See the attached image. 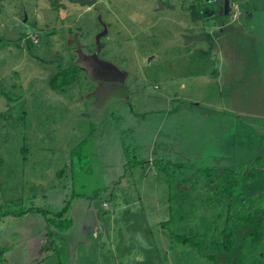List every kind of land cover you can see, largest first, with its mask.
I'll use <instances>...</instances> for the list:
<instances>
[{
	"label": "rangeland",
	"instance_id": "1",
	"mask_svg": "<svg viewBox=\"0 0 264 264\" xmlns=\"http://www.w3.org/2000/svg\"><path fill=\"white\" fill-rule=\"evenodd\" d=\"M54 1L0 0V264H214L173 242L163 222L219 238L223 204L207 171L245 162L230 150L232 126L250 141L264 134V114H238L230 88H217L227 24L215 23L214 8L202 12L210 19L196 16L195 0H60V9ZM248 1L233 2L232 18L241 21ZM72 65L82 67L76 81L53 90L51 77ZM153 134L165 148L150 145ZM136 158L150 163L125 173ZM159 158L191 165L170 183L153 163ZM72 196L73 227L49 236L56 253L41 247L43 215H2L56 212Z\"/></svg>",
	"mask_w": 264,
	"mask_h": 264
},
{
	"label": "trees",
	"instance_id": "2",
	"mask_svg": "<svg viewBox=\"0 0 264 264\" xmlns=\"http://www.w3.org/2000/svg\"><path fill=\"white\" fill-rule=\"evenodd\" d=\"M234 1L239 0H195L196 4L191 6V10H195L196 16H199L205 7L214 8L217 12V15L214 16L215 23L224 27L236 9L233 5ZM253 2L254 0L244 2L242 7L244 9L252 8ZM54 7L60 9L63 4L60 0H55ZM201 16L204 20L210 19L203 14ZM81 69V66L72 65L59 70L49 80L50 87L53 90H64L76 81ZM240 131V128L236 126L237 145L234 155H240L246 159L242 166L239 168L223 166L207 171L209 174L207 185L215 190L216 201L223 204L221 206L222 213L218 215L224 219L223 227L220 229L221 236L218 238L212 235L208 241L204 232L180 233L170 228L172 220L163 222L164 227L169 229L165 232L173 242L194 247L201 256L214 264H264V134L257 135V141L256 139L250 141V139L243 137ZM89 141V138L83 139L73 149V152L79 153L83 145L88 144ZM125 150L128 151V148ZM145 163L150 162L138 158L129 160L126 163L125 173L133 166L144 165ZM153 163L157 169L165 171L168 177L173 175L177 168L191 165L189 162H183L181 165L165 158L154 159ZM171 178L172 176L169 178L170 183ZM212 180L213 182H211ZM182 183H187V180L184 179ZM188 183L193 184V180H188ZM75 196H79V194H75ZM73 199L74 196L66 199L64 207L56 212L40 206H30L2 215H25L29 212L43 215L48 221L47 239L43 238V240L46 239L48 242L42 243L41 247L46 251L52 249L56 253L59 248L55 246L56 244L54 245L53 239H50L49 236L63 238L64 234L73 227L74 219L67 216ZM5 250L6 248L0 247V258L4 255Z\"/></svg>",
	"mask_w": 264,
	"mask_h": 264
},
{
	"label": "crops",
	"instance_id": "3",
	"mask_svg": "<svg viewBox=\"0 0 264 264\" xmlns=\"http://www.w3.org/2000/svg\"><path fill=\"white\" fill-rule=\"evenodd\" d=\"M255 1L256 3L253 2L254 6H252V8L249 7L239 11V20L241 21H236L235 18H232L236 15L235 13H237V10H234L230 15L226 37L228 46H225V51L222 52V55L225 57H220L216 60L218 67L213 71L214 77L219 84V86H217L219 91L224 94L225 90L230 88V91H228V98H226L230 103L233 102V105L235 104V106L232 107L233 109L239 108L238 114H247L250 112L264 114V0ZM220 39L222 38L219 37L218 40ZM220 48L219 50H221ZM237 48L240 49L242 56L236 55ZM241 101L245 104H252L254 102L255 105L244 107V109L241 110V107L237 105ZM230 108L231 107L227 109V114L233 119L237 113ZM223 110L226 111L225 109ZM175 111H178V108L166 110V112L170 114L173 112L175 113ZM133 114L134 118H138L137 121L141 119L142 114L137 111H133ZM166 116L167 114H165L164 119H166ZM261 118L264 121V117ZM229 127L230 125L228 124V129ZM235 128L236 126H232L231 132L229 131L231 138L228 143L231 147L230 150L233 151V155L235 154L237 145ZM135 129L136 128L132 129V133ZM145 130L146 134L148 128L146 127ZM145 134L142 133L141 138ZM154 136L153 134L152 138H155ZM136 140H138V138H136ZM150 145H152L154 149L156 146L165 148L167 142L165 140H159L157 142L155 138Z\"/></svg>",
	"mask_w": 264,
	"mask_h": 264
},
{
	"label": "water",
	"instance_id": "4",
	"mask_svg": "<svg viewBox=\"0 0 264 264\" xmlns=\"http://www.w3.org/2000/svg\"><path fill=\"white\" fill-rule=\"evenodd\" d=\"M72 2L80 3L81 5H94L97 3L98 0H70Z\"/></svg>",
	"mask_w": 264,
	"mask_h": 264
}]
</instances>
